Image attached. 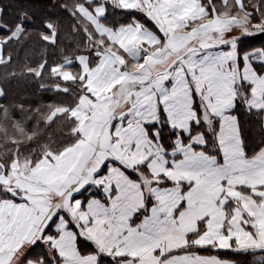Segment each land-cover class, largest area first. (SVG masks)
<instances>
[{"label":"crops","instance_id":"1","mask_svg":"<svg viewBox=\"0 0 264 264\" xmlns=\"http://www.w3.org/2000/svg\"><path fill=\"white\" fill-rule=\"evenodd\" d=\"M119 1L108 2L138 11L144 20L113 29L100 21L102 3L77 7L117 51L105 50L91 67L86 56L77 57L85 91L69 110L76 120L75 143L35 165L0 172V184L13 193V199L0 201L1 264L14 254L20 264H45L25 261L39 243L51 264H98L100 256L118 264H232L214 254L178 251L189 246L264 249V147L245 156L231 113L238 84L248 83L246 106L263 112L264 127V77L255 75L262 73L252 63L255 73L249 67L245 76L237 69V42L248 35V23L209 11L198 0ZM227 1L220 0L221 5ZM242 1L233 0L237 8ZM64 111L58 108L53 115ZM124 114L118 133L113 123L111 139L103 144L105 123ZM161 119L181 133L192 123L209 128L216 119L220 160L199 149L206 141L202 132L186 143L179 135L174 148L165 150L157 129L149 127ZM89 160L99 163L85 177ZM73 172L77 183L62 185L61 176L69 179ZM132 180L147 184L149 194L140 195L135 185L137 198L127 197L134 192ZM82 190L90 197L75 198ZM145 202L150 207L136 220ZM78 226L91 234L82 235ZM79 238L94 251L82 254Z\"/></svg>","mask_w":264,"mask_h":264},{"label":"trees","instance_id":"2","mask_svg":"<svg viewBox=\"0 0 264 264\" xmlns=\"http://www.w3.org/2000/svg\"><path fill=\"white\" fill-rule=\"evenodd\" d=\"M198 1L221 16L245 19L250 30L259 28L256 33L238 40L237 51L239 55L253 53L251 55L256 58H251V63L258 73H263L264 63L257 57L264 54V0H243L241 8H237L233 0L225 5H221L220 0ZM100 3L105 5L100 21L106 27L115 29L134 20H144L142 13L104 0H0V166L4 171L14 162L35 165L77 140L76 120L69 111L85 91L84 81L77 76V57L86 56L91 67L105 50L117 51L114 44L98 35L92 24L77 11L80 5L92 9ZM18 27L19 34L10 36ZM65 71L75 78H65ZM250 89L248 83L238 84L231 109L238 121L247 158L264 147L263 112L246 106ZM194 106L199 113L198 103ZM58 108H65V111L53 115ZM149 127L157 129L160 143L167 151L174 148L179 135L186 143L193 134L202 132L206 141L199 149L220 160L215 138L216 119L210 129L203 122L192 123L187 133L172 128L165 119ZM140 167L145 170V165ZM128 174L136 178L134 173ZM4 199H13V195L0 184V201ZM145 213L146 209L141 210L135 219ZM77 246L82 254L94 251V247L82 238L77 240ZM184 251L214 254L232 264H264V249L244 251L189 246L178 252ZM29 259L51 264L45 246L40 243L28 251L25 261ZM98 264H118V260L100 256Z\"/></svg>","mask_w":264,"mask_h":264},{"label":"rangeland","instance_id":"3","mask_svg":"<svg viewBox=\"0 0 264 264\" xmlns=\"http://www.w3.org/2000/svg\"><path fill=\"white\" fill-rule=\"evenodd\" d=\"M104 1H112V0H104ZM114 2H115V4H119V0H114ZM100 5H102L103 7H104V3H102V4H100ZM121 6H123V7H125V8H129V5H122L121 4ZM259 30V28H255V29H249V31H248V33L247 34H253V33H256L257 31ZM19 32H20V27H18V28H16L14 31H13V33L10 35V36H17L18 34H19ZM232 47H236V46H232ZM235 50H236V48H235ZM250 54V55H249ZM243 53V54H241L240 56H241V58H238L237 57V62H238V64H237V69H238V72H240L241 71V69H242V73H243V75H245V76H247V74H248V72H247V68H249L250 67V69L252 70V67H251V62H250V59L251 58H256V56H253V55H251L252 53ZM257 58H259L260 60H262L263 62H264V54L263 53H260L259 54V56L257 57ZM253 71V70H252ZM254 72V71H253ZM255 73V72H254ZM255 75L257 76V77H264V72L262 73V74H259V75H257L256 73H255ZM245 78H248V77H245ZM247 80V79H246ZM250 80V79H249ZM61 110H59L58 112H60ZM126 120V114H124V116H121L118 120H116V121H114V119L112 120V119H110L109 121H107L106 123H105V126H104V130H102V132L101 133H103V141H102V143L103 144H105L106 142H107V140H110L111 139V136H112V132H111V130H110V127H111V125L114 123V125H115V128L113 129V132H114V134L115 133H118V129L120 128V127H122V125H123V123H124V121ZM212 125V124H211ZM211 128V126L209 127V129ZM178 144H179V142H178ZM103 153H102V151H99L98 152V155H102ZM96 162H98L99 163V161L98 160H89L88 162H86L85 163V165H83L84 166V170H83V168H82V170H83V172H84V175H85V177H87L89 174H92V170H95V163ZM25 163L26 164H28L29 162H14V163H12V165L9 167V169L7 170V171H4L2 168H1V166H0V172H8L9 173V171L10 170H12L13 169V167H14V170L15 169H22V167H23V165H25ZM82 163L84 164V161L82 160ZM18 165H20V166H18ZM13 170V171H14ZM82 170L80 171V174H81V172H82ZM128 170H131V168L130 169H128L127 168V171ZM134 170V169H133ZM132 171V170H131ZM137 172H138V170H137ZM75 172H73L72 173V175H69L70 176V178L69 179H67L66 177H65V175H63V176H61V174L60 173H58V175L59 176H61V180H62V185H64L65 187H69V186H71L73 183H77V178H75ZM128 174V173H127ZM1 175V174H0ZM5 175V174H4ZM5 178V180H7L8 179V176H5L4 177ZM86 182V179L84 180V182H83V184H82V186H84L85 183ZM132 182L134 183L133 184V190H134V192L133 193H130V192H127V197H130L131 198V200H133V201H135V199L137 198V196L135 195V185L136 186H138V191L140 192V195H142L143 194V196L144 195H148L149 193H148V185L147 184H145L144 185V183H142V181L141 180H132ZM6 189H7V187H5ZM80 189H83V187L82 188H80ZM8 190V189H7ZM128 190V189H127ZM131 190V189H130ZM11 194H13L12 192H11ZM78 195L81 197V198H79V197H75V198H77V199H82V198H88V197H90V194L88 193V190H82V191H80L79 193H78ZM148 203V204H147ZM150 202H145V205L143 206L146 210H148V206L150 205L149 204ZM150 207V206H149ZM116 222H117V224H118V222H119V219H117L116 220ZM71 226H73V225H71ZM117 227V226H116ZM78 228H79V230H80V232H81V234L82 235H86V236H88L89 234H91V232H92V230L91 229H82L81 227H79L78 226ZM75 229H77V226H76V228ZM87 230V231H86ZM239 231V230H238ZM85 232V233H84ZM252 237H255V236H253L252 235ZM94 255H97V254H94ZM1 264V263H0ZM2 264H20L19 263V258L14 254L10 259H9V261L7 262V261H5L4 263H2Z\"/></svg>","mask_w":264,"mask_h":264}]
</instances>
